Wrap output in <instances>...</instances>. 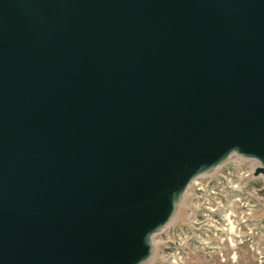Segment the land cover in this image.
I'll return each mask as SVG.
<instances>
[{"label":"water","instance_id":"obj_1","mask_svg":"<svg viewBox=\"0 0 264 264\" xmlns=\"http://www.w3.org/2000/svg\"><path fill=\"white\" fill-rule=\"evenodd\" d=\"M234 152L264 176V0H0V264H141Z\"/></svg>","mask_w":264,"mask_h":264},{"label":"rangeland","instance_id":"obj_2","mask_svg":"<svg viewBox=\"0 0 264 264\" xmlns=\"http://www.w3.org/2000/svg\"><path fill=\"white\" fill-rule=\"evenodd\" d=\"M255 157L232 153L200 173L152 235L141 264H264V176Z\"/></svg>","mask_w":264,"mask_h":264}]
</instances>
